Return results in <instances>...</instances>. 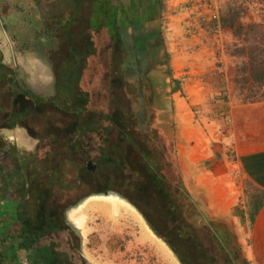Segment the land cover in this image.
Listing matches in <instances>:
<instances>
[{
  "label": "rangeland",
  "instance_id": "rangeland-1",
  "mask_svg": "<svg viewBox=\"0 0 264 264\" xmlns=\"http://www.w3.org/2000/svg\"><path fill=\"white\" fill-rule=\"evenodd\" d=\"M101 1L99 0V7L103 6ZM111 2L113 5L121 7L119 10L123 11L120 13L121 22L128 20L125 12L131 15L135 11L138 22H144V19L149 18L148 14L150 17L153 16L152 19L155 21L158 20L157 23L160 25V33L163 38L161 46L166 61L155 66V70L159 72L153 73V76L160 80L163 78V86H160V91L163 90V96L167 95L170 107L175 104V93L167 91V87H165L168 84L167 80H171L167 77V73H173L172 70L175 66L178 70L183 66L181 71H187L191 67L194 72L200 71L197 78L200 77L198 81L200 87L201 85L205 86V89L199 91L203 101L200 99L199 102L202 103H196L194 107L188 104L189 108H182L186 111L185 117L198 118V115L205 116V114L214 112L212 103L218 102L225 108L230 102L233 104L245 103L248 102L247 100H251L250 97L259 96V94H252L247 98L250 94L249 90H241L235 84L234 78L240 79V69L243 61L247 60V57H244L245 53L241 51L244 49L255 50L259 58L264 55L262 21L264 3L261 0H212L217 18L211 22L202 20L200 16L192 12L194 10L193 3H196V0H111ZM151 2L153 3L152 7ZM91 3L92 0H0V59L3 63L18 70L25 87L34 89L41 95L53 94L54 98L52 97V99L57 97L62 100L66 98L65 95L70 93L73 94L71 97H74L77 76L87 79L86 74L91 75L93 70H97H87L84 65L87 60L96 57L95 54H97L96 49L94 51V48H91L92 39L90 36L93 32L89 30L88 22L90 21V25H94L97 18L101 19L102 15V8L95 9L94 12ZM148 5L151 7L149 13L146 11ZM230 8L238 15V21L244 24L243 33L240 36L224 31L219 23L220 17ZM93 15L95 17H92ZM110 23L105 17L95 28L101 29L100 27ZM170 25L178 28L176 40L173 39L172 30L174 31V29L171 31L168 29ZM248 25L252 26L248 27ZM27 42L30 43L29 47H34L33 49H36L37 52L22 47L21 44H27ZM170 43L177 44L171 45ZM114 44L111 39V47ZM49 46H51V50ZM117 54L118 50L115 51V56ZM176 56L177 60H175ZM189 76L191 80L197 79L194 75L190 74ZM236 86L238 87L236 88ZM7 88V84L0 82V105L3 109L8 110L14 100V106L20 110L19 114L22 116L39 113L41 107L35 110L33 105H28L31 104L28 98H22L18 93L11 94ZM155 90H159V87H156ZM169 90H172L171 87ZM258 90L261 94L264 92V87ZM215 91L216 94H214ZM160 93L162 94V92ZM183 96L186 97L184 93ZM10 97H13L12 100ZM66 100L71 103V99L68 97ZM73 100L79 102L77 96ZM48 105L55 104L49 100ZM223 107L215 110L214 113H219L221 115L219 117H223L225 112ZM167 108L169 109H167V118H176L174 126L176 140L180 144V149H183L182 152H185L192 143L191 135L186 133L187 125L176 115L177 108H172V110ZM6 119L9 122H15L19 118L11 113ZM200 126L204 128V122H200ZM193 128L196 129L197 134H200L199 128ZM48 129L51 130L50 135L57 138L62 137L65 131L71 133L69 127L60 128L54 125V129ZM36 132L38 131L36 130ZM14 133L15 130L11 128L1 129L0 124V150H2L0 166L5 174L10 171L14 172L20 157L11 148L15 146L20 152L23 150L24 153H32L44 147L40 144L36 145L33 140L17 143ZM38 135L45 139L50 138V135L45 133V128L40 130ZM206 135L205 131V135L203 134L200 140L204 139ZM203 141L206 142L207 138ZM147 151L150 153L149 149ZM43 152L41 149L38 150V154ZM204 167L206 166L204 165ZM185 185L189 193L186 213L189 216V223L197 230L199 236H205L206 232L203 230V226L208 232L209 225L225 224V218L228 216L223 215L221 219L218 218V213L213 209L215 207L213 199L210 202L207 190H203L205 198L198 199L193 191L195 184L192 185V181L189 179V183L186 181ZM109 197L113 198L117 205L115 211L112 209L113 204ZM103 199L105 201L99 205L87 201L84 210L85 202L75 206L70 211V216L74 220L69 219L68 211L66 212V216L77 234L74 245L80 246L83 255L92 264H181L165 242L151 233L147 223L132 204L118 196L109 195L104 196ZM13 200L18 202L15 197ZM242 203V199L237 198L234 204L229 206L228 215L230 212L240 213V209H243L244 205ZM220 207L226 209L223 205ZM45 210H47L46 213L52 215L50 221L58 218V212L54 208L50 210L48 207ZM80 215L84 216L82 224L78 223ZM242 230L245 235L240 236L242 243L238 242L242 249L243 246L245 249L248 240L247 228ZM7 241L0 237V252L15 240L7 238ZM70 244L73 243L64 239L62 246L68 248ZM13 249L15 250V248ZM8 251L11 252L12 249H8ZM18 255L19 259H11L12 253H8L5 254V259L8 263L31 264L28 253L24 250L18 252ZM216 256L218 259L217 254Z\"/></svg>",
  "mask_w": 264,
  "mask_h": 264
},
{
  "label": "trees",
  "instance_id": "trees-1",
  "mask_svg": "<svg viewBox=\"0 0 264 264\" xmlns=\"http://www.w3.org/2000/svg\"><path fill=\"white\" fill-rule=\"evenodd\" d=\"M261 1L264 3V0ZM101 3L103 6L99 7V0H92V10L94 9L95 12V9L102 8V15L101 19L97 18L94 25H90V21L88 22V28L93 32L90 36L92 39L91 48L96 49L98 60L89 61L84 65L87 70L102 65V75L104 76L103 78H101L102 75L98 77L99 82L97 84H92L95 82L92 78L93 75L99 71L93 70L96 73L86 74L93 96H91L87 106L73 100L68 103L69 100L62 101L57 97L56 99L51 97L49 100L55 105H53L54 109H50L51 107L41 97L35 96L31 90L24 86L18 70L3 63L0 59V82L7 84V89L11 94L18 93L23 97H29L39 103L46 104L45 109H50L41 113H33V115L23 117L19 121L26 129H34L35 131L30 130L29 133L40 139V145L44 146L40 148L44 151L43 153L38 154V150H40L38 149L30 157H24V159L19 157L17 160L18 170L23 171L21 173L23 178L21 185H24L17 192L23 193L24 196L28 195V199L22 200V207H29L30 216H34L39 207L43 206L42 202L44 204L45 197L52 194L55 197V203L51 208L55 207L58 213H62L67 205L73 204L80 198L86 187L84 176L79 175L81 164H84L86 168L82 170L84 172L96 164L95 166L104 172L102 174H104L105 183L111 181V171L117 172L115 187L109 188L108 191L113 190L130 201L157 237L173 251L181 264H217L219 261L224 262V259L226 260L223 264H247L241 258L240 245L231 242L229 234L224 230L225 226L222 225L218 228L209 225L208 232L203 226V230L206 232L203 237L199 236L197 230L189 223V216L186 213L189 193L180 181L181 176L176 164L174 149H172L171 143L168 144V141L163 142V145L156 141L155 134L163 124H153L146 121V114L143 112V108L141 109L143 104L139 101L142 96L139 82L132 83V80L130 81L132 86L128 88L129 91L127 92L130 94L131 105L128 108L129 114L124 115L121 127L111 119L110 109L102 111L111 96H108L107 90H104L105 83L116 75V68L129 70L134 64H137V68L142 69L147 74L150 70H154L156 65L165 63L166 59L164 51H160V49L151 56V59L145 60V46H135V49L133 47L126 48L116 31L120 22L118 6L113 5L111 0H102ZM237 16L230 8L227 13L220 17L219 23L224 31L240 36L243 33L244 24L238 21ZM105 17L107 22L113 24L110 23L100 27L101 29H96L95 26ZM262 21L264 30V15ZM131 22L138 23L136 21ZM251 26L248 25V27ZM111 39L115 43L113 47L110 45ZM116 50H118L117 56H115ZM241 52L245 53L244 57H247V60L243 61L240 69V79L234 78L235 84L241 90H249L250 94L247 98L252 94H259L257 97H250L251 100H247L248 102L264 101V92L260 94L258 90L264 87V55L259 58L255 50L248 49ZM133 53H135L137 60L134 59ZM94 63H96L95 66L92 65ZM123 81L124 85L128 84L127 82L125 84V79ZM172 86L179 88L180 81L172 80ZM41 107L43 108V106ZM96 109L102 111L98 114L104 119L110 120L111 125L115 126L122 136L119 149L114 150V152L108 148L103 149L102 158L98 162L91 161L93 165L89 163L90 151L86 150L83 145V138L88 131H98L99 123L95 124L93 119L86 117L85 120H81L79 128L77 126L75 131L65 139L50 134V138L45 139L38 135L40 130L49 126L51 118L54 120L52 121L54 125L63 128L73 117L81 118L85 113L84 111L90 112ZM2 110L3 107L0 105V119H6L9 114H13L11 111L6 114ZM131 135L134 139H131ZM167 138L163 139L167 140ZM108 141L106 140V145L109 144ZM151 146L154 147L155 152L150 149ZM147 149L155 156L150 157L151 154ZM227 155H231V153L227 152ZM133 173H135L136 178L133 177ZM8 175L13 177L15 174L9 173ZM107 189L103 186L96 191H107ZM250 192L249 218L254 223L255 214L264 203V194L257 190ZM17 223V226L11 227L9 231L4 233L6 237H1L5 241L7 238H12L15 241L0 252V263H8L5 259V254L8 253H12L11 259H19L18 251L24 250L28 253L31 264H86L78 252L79 249L72 248V251H69L62 246L65 238L59 224L56 223V218L52 221L49 219L35 221L34 224L33 222L25 224L23 221H17ZM223 246L230 251L218 253L217 249ZM8 249H12V251L10 252ZM215 251L218 253V259ZM10 263L13 262L8 264Z\"/></svg>",
  "mask_w": 264,
  "mask_h": 264
},
{
  "label": "crops",
  "instance_id": "crops-1",
  "mask_svg": "<svg viewBox=\"0 0 264 264\" xmlns=\"http://www.w3.org/2000/svg\"><path fill=\"white\" fill-rule=\"evenodd\" d=\"M118 8L119 10L121 9L120 6ZM119 12L121 13L123 11ZM125 13L128 20L122 22L120 21L119 27L116 30L117 35L121 37L120 40L123 45H125L126 48H134L135 46L140 47L141 45L145 46V60L151 59V56H153V54L158 49L162 51L163 49L161 44L163 38L160 33V25L157 23L158 20L155 21V19H152L153 16L150 17V14H148L149 18L144 19V22H138L134 24L131 21H136V18L134 17L136 13H132L131 15H129L130 13L128 12ZM118 18L120 19V14ZM170 27L168 28L170 31L172 29H174L175 31L174 32L172 30L174 35L173 39L176 40V32L178 31V28L173 25H170ZM136 31L139 32L136 33ZM22 38H24V36H22ZM29 44L30 43L27 42V44L23 43L21 45L22 47H27L32 52H37L36 49H33L34 47L30 48ZM170 44L176 45L177 43ZM49 48L50 50L52 49L51 46H49ZM133 55L134 59L137 60L135 57V53H133ZM131 58L133 57L131 56ZM97 60L98 59L96 57H92V59H90L89 61ZM175 60H177V56L175 57ZM89 61L87 60L86 63ZM95 64L96 63L92 65L95 66ZM182 67L180 68V70H178L175 66V68H173L172 70L173 73H167V77H169L171 80H167L168 84H166L165 87H167V91H174L175 93V104H172V107H170L171 105L169 106L170 100L167 98V95L163 96V90L160 91V86H163V78L162 80H160L154 78L153 76V73L157 74L159 72L158 70H150V72L146 74L145 71L137 68V64H134L129 70L116 68V75L113 76L110 81H106L105 83L106 86L104 90H107L108 96H111L107 101L108 103L106 104V107L103 108L102 111H107L108 109H110L111 119L116 125H119L121 127V124L124 120V115L129 114L128 108L131 105L129 101L130 94L127 92L129 91L128 88L132 86V84H130V81L132 80V83L139 82V87H141V95L143 96L139 98V101H141V103L143 104V106H141V109L143 108V112L146 114L145 119L147 122L149 121L153 124H163L161 125L162 127L158 128L157 133L155 134L156 141L160 142L162 145L165 141H168L169 145L171 143L172 149H174L175 152L176 164L179 169V175L181 176V183L184 185V187H186L185 183L186 181L189 183L190 179L192 181V185L195 184V186H193V191L195 192V195H197L198 199L204 197L203 190H207L210 202L212 201L211 199H213L212 202H214L215 205L213 209L218 213V218L221 219L223 215L228 216L225 218V224H223V226H225L224 230L229 234L232 243L236 245L238 243L240 245L242 260L246 261L247 264H264V203L255 214L254 223L249 218V195H251L250 191L257 190L264 194V101L234 104L230 102L229 105L225 106V108L218 102L212 103L211 106L214 112L215 110L217 111V109L222 107L225 109L223 117H219L220 114L214 112L205 114V116L198 115V118L194 116L192 118L185 117L186 111H184L182 108H189L188 104L191 107H194L196 106V103H202L199 102L201 99L199 91H201L203 88L205 89V86L201 85L200 87V85L198 84L200 77L197 78V76L200 75V71L194 72L192 70L193 67H191L187 71H181ZM95 69H97L99 72H92L93 74L96 73L92 77L95 80V82L92 84H97L99 82L98 77H101L103 72L102 66H99ZM190 74L194 75L197 79L195 81L194 79L191 80V77L189 76ZM103 76L104 75H102L101 78H103ZM123 79L126 80L125 84L128 83L127 85H124ZM172 80H179L180 87L173 88ZM75 85L76 88L74 97L77 96L79 102L83 106H87V103L92 96L89 82L85 77L83 78L81 76H77V78L75 79ZM106 87H108V89H106ZM156 87H159V90L156 91ZM169 87H171L172 90H169ZM28 89L31 90V92L35 96L41 97L46 102V104H48V101L51 97H54L53 94L41 95L34 89ZM158 91L162 92V94H159ZM183 93L186 95V97L183 96ZM214 94H216V91L214 92ZM72 95L73 94L70 93L69 95L65 96L66 98L68 97L69 99L73 100L74 97H71ZM22 98L25 97L22 96ZM26 98L31 101V104L28 105H33V108L35 107V110L37 109V107L40 108L41 106H43V108L41 107L42 111L40 110L39 113L54 109V106H50V109H45L44 106L46 104L39 103L29 97ZM66 98H63L62 101H64ZM206 99L208 98L206 97ZM201 101L203 100L201 99ZM14 105L15 102L13 100V102H11V107L8 110L3 109L2 111L6 114H9L11 111L13 112V115H15V117L19 119L15 122H9L8 119L5 118L0 119L1 129L11 128L12 130H15L14 135L16 136L17 143H21V141L29 142L30 140H33L36 145L41 144L40 139L34 137L31 133H29L30 130L32 132L35 131L34 129L28 130L19 123V121L24 116L19 114L20 110H17L16 106ZM167 107L171 108V110L172 108H177L178 110L176 112V115L182 121H185L187 125L186 133H189L191 135L192 143L190 142L191 145L185 152H182L183 149H180V144L176 140V134L174 131L176 118H167V111L169 110ZM97 109L90 112L84 111L85 113H83V116L81 115V118L77 119L73 117V119L68 122L65 127H63H69L71 130L70 134H72L77 126L79 128L81 120H85L86 117H88L89 119H93L92 121H94L95 124L99 123L97 132L94 130H90L86 133L85 138H83L84 147H86V150L88 149L90 151L89 163L91 164V161L98 162L102 158L101 153L103 149L105 150V148H108L111 149L112 152H114V150H118L120 147V138L122 136L121 133H119L115 128V126L111 125L110 120L108 121L104 119V117H101L100 114H98L102 111H98L99 109ZM50 120L51 121L49 123V126L45 128V133L48 135L51 134V130L48 128L54 129V124L52 122L54 120L52 118ZM200 122H204V128H201ZM133 125L135 124L133 123ZM188 125L191 126V129ZM193 127L199 128L200 134H197V132H195L196 129H194ZM205 131L207 132V135L205 137L207 138V143L203 141L205 140V138L200 140V137H203V134L205 135ZM70 134L65 131L63 132L62 137L65 139ZM131 136V139H134L133 135ZM163 138H167V140ZM104 140L105 143L103 144ZM106 140H109L108 145H106ZM11 149L13 152L15 150L16 154H18L21 159H24V157H29L32 153H35L34 151L32 153H24L23 150H21L20 152L18 151V149H16L15 146ZM150 149L154 152L156 151L152 146ZM4 151L7 152L6 149H4ZM0 152H2V150H0ZM227 152H230L231 155H227ZM150 153V157L155 156L152 152ZM81 165V168H79V175L84 176L86 180V187L82 191L80 198L77 199L73 204L71 203L70 205H67L62 213L57 214L58 218H56V222H59V226H63V228L68 227L69 230L71 229L73 231L75 236H77L75 228L71 225L69 220L70 218L74 220L70 216V211L74 209L75 206L85 202L83 205L84 210L85 206L87 205V201L99 205L105 201L103 199L104 196L109 195L116 197L118 196L119 198L131 204L130 201L119 195L117 192L113 190L108 191L109 188L115 187V182L117 179L116 171L110 172V175L112 176L111 181L105 183L103 179L105 177L104 174H102L104 172L99 170V168L95 166L96 164L92 166L91 169L85 170L86 173L82 171L86 169L84 167V164ZM204 165L206 167H204ZM22 172L18 170L16 166L14 172L10 171L5 174L2 170V167L0 166V237H6L4 233L9 231L11 227L17 226V221H23L25 224H29L34 221L50 219L52 217V215H50L48 212L46 213L47 210H45L48 207L50 210L53 209L51 207L55 203V197L52 194H48L45 197L44 204L42 202V205L44 207H39L34 216H30L29 207H22V200L28 199V195L24 196L23 193L17 192L19 188H23L24 186L21 185L23 182V178L21 176ZM80 172H83L85 174ZM9 173H13L15 175H13V177H10L8 175ZM133 177L136 178L135 173H133ZM103 186H105V188H108L107 191H96L98 188H102ZM14 197L18 199V202L13 200ZM239 197L240 199H242V204H244L243 209H240V213L230 212V215H228L229 206H232L235 200H237V198ZM220 205L225 206L226 209L223 207L221 208ZM54 210L56 211L55 207ZM66 212L69 214V219L66 216ZM214 226H217L219 228L222 226V224L217 223ZM245 227L247 228L246 235L248 236V240L247 247L244 249L243 246L242 249V246L239 242L242 243V240H240V236L245 235L242 230L245 229ZM148 228L151 230V233L155 234L149 226ZM72 248H74L75 250L79 249L78 252L84 258L86 264H92L83 255L82 251L80 250V246L72 247L70 245L67 249L69 251H72ZM217 250L218 253H226V251H230L225 246L218 248ZM215 253L218 255L216 251ZM225 260L226 259H224V262ZM224 262L219 261L220 264H223ZM0 264L8 263L2 262ZM10 264H20V262Z\"/></svg>",
  "mask_w": 264,
  "mask_h": 264
},
{
  "label": "built area",
  "instance_id": "built-area-1",
  "mask_svg": "<svg viewBox=\"0 0 264 264\" xmlns=\"http://www.w3.org/2000/svg\"><path fill=\"white\" fill-rule=\"evenodd\" d=\"M211 1L212 0H196V3H193L194 10L192 12L196 13L204 21H214V19L217 18V14L215 6Z\"/></svg>",
  "mask_w": 264,
  "mask_h": 264
},
{
  "label": "flooded vegetation",
  "instance_id": "flooded-vegetation-1",
  "mask_svg": "<svg viewBox=\"0 0 264 264\" xmlns=\"http://www.w3.org/2000/svg\"><path fill=\"white\" fill-rule=\"evenodd\" d=\"M136 4H138V3H136ZM153 5V3L151 2V6ZM149 9H150V5H148L147 6V9H146V11L147 12H149ZM136 12H134V14H135ZM136 14L134 15V17L136 18ZM136 22H138V21H136ZM163 150V149H162ZM56 223H58L59 224V222H56ZM59 228L61 229V231L63 232V237L65 238V240L66 241H68L69 242V240L70 241H73V245H74V240H75V235H74V233H73V231L70 229L69 230V228L67 227V228H63V226H59ZM72 247H75V245L73 246L72 244H70ZM217 264H219V263H217Z\"/></svg>",
  "mask_w": 264,
  "mask_h": 264
},
{
  "label": "bare ground",
  "instance_id": "bare-ground-1",
  "mask_svg": "<svg viewBox=\"0 0 264 264\" xmlns=\"http://www.w3.org/2000/svg\"><path fill=\"white\" fill-rule=\"evenodd\" d=\"M109 198H111V197H109ZM109 200H111V202H112V204H113L112 209L115 211V210H116V206H117L116 203L114 202L113 198H111V199H109ZM77 219H78V218H77ZM83 219H84V216H83V215H80L79 220H78V223H79V224H82ZM79 224H78V226H79Z\"/></svg>",
  "mask_w": 264,
  "mask_h": 264
}]
</instances>
